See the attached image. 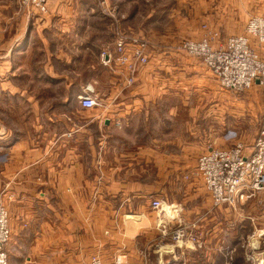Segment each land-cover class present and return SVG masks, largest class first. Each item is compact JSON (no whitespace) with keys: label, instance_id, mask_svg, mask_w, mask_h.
Returning <instances> with one entry per match:
<instances>
[{"label":"crops","instance_id":"0c3cea01","mask_svg":"<svg viewBox=\"0 0 264 264\" xmlns=\"http://www.w3.org/2000/svg\"><path fill=\"white\" fill-rule=\"evenodd\" d=\"M106 1L126 33L148 42L149 61L127 88L119 75L99 70L100 51L114 55L115 46L114 20L98 0H49L48 15L0 11V201L11 228L8 264H87L90 254L103 255V221L112 228L104 232L110 242L141 234L151 250L161 241L146 215L150 198L161 197L152 193L177 184L208 146L223 143L216 125L221 87L197 58L171 49L180 38H200L203 22L220 41L242 33L249 0ZM179 63L190 77L174 71ZM88 84H110L97 90L102 106L79 105ZM188 90L206 93L174 103ZM181 109L184 129L177 133ZM182 192L187 199L171 204L186 215L200 217L212 205L199 177H190ZM135 209L145 228L134 230L128 214L123 224L106 217Z\"/></svg>","mask_w":264,"mask_h":264},{"label":"built area","instance_id":"2783aa9c","mask_svg":"<svg viewBox=\"0 0 264 264\" xmlns=\"http://www.w3.org/2000/svg\"><path fill=\"white\" fill-rule=\"evenodd\" d=\"M48 1L20 0L19 6L30 17L35 13L46 14ZM98 1L104 12L114 20L115 46L114 55L107 49L101 50L100 61L103 66L121 77L125 87H129L135 82L137 67L146 65L149 61L146 54L148 42L126 33L116 23V13L113 9H109L107 1ZM206 26L203 25L204 32L200 38L181 39L175 49L197 58L208 71L212 72L218 85L225 90L244 92L254 83L264 86V50L260 49L264 46V15L249 16L242 33L226 35L223 41H220L217 30L208 29ZM85 91L79 96L81 107L94 108L103 105L102 99L94 94L89 84L85 86ZM257 134L250 149L244 147L241 142H234L229 147H209L198 156L193 174L201 179L214 207L247 201L257 192L264 190V122ZM150 205L159 218V213L163 212L164 202L152 198ZM8 219L7 207L0 201V264H8L5 249L11 239ZM157 228L162 236H166L169 231L172 253L174 247L187 248L186 243L193 242V236L187 231L188 226L185 224H166L159 220ZM124 263L120 254L104 261L99 256L93 255L87 264ZM139 264H151V262L147 255H143V260ZM155 264H166L161 254ZM180 264L190 263L181 260Z\"/></svg>","mask_w":264,"mask_h":264},{"label":"rangeland","instance_id":"374dc122","mask_svg":"<svg viewBox=\"0 0 264 264\" xmlns=\"http://www.w3.org/2000/svg\"><path fill=\"white\" fill-rule=\"evenodd\" d=\"M19 2L20 0H0V8H3L0 9V11L9 17H16L17 15L20 17L23 15V13L20 12L22 10L19 6ZM248 5L249 9L247 18L248 15H264V0H249ZM45 15H48V13ZM204 24L208 23L203 22L201 27H203ZM235 29L236 27H234L233 31H236ZM179 41H181V38L178 40V42ZM175 46L171 49L172 54H184L179 50L177 51ZM98 53L94 54L98 56ZM175 65V72H177L178 69V72L184 75L185 78L190 77V75L181 69L180 63ZM95 66L96 70H98L97 64ZM62 67L64 66L61 65V68ZM100 68L101 69L99 70L106 71L105 73L109 75L115 74L109 68L103 67V65H100ZM160 71H162V69ZM179 80H182L180 75ZM210 80L212 81V78H210ZM89 85L91 86L94 94H97L98 88L104 90V88L109 87L110 84ZM85 86L83 85L80 95L86 92ZM206 87L207 88L205 89L207 92L212 91L213 87L211 85H206ZM203 93L206 92L201 90L200 93H197L195 96H193L191 95V90H188V92L180 94L177 97V100H174V103L187 99L196 100V98L200 97ZM220 93H216V97L218 96L221 99V103L223 105L222 124L220 123V119L217 118L216 125L218 128L222 126V135L225 137L222 138V135H220V132H218V136L222 138L221 142L223 143H221V145L214 143V145L208 147H229L234 142H241L244 147L250 149L251 144L258 135L257 133L264 122V86L253 84L249 89L244 90V92H234L232 90H225L221 88ZM209 94H212V92ZM97 97L100 98L102 96L99 94ZM207 98L204 97L203 100H207ZM212 98L213 96L209 97L208 100L212 102ZM206 110L207 109H205V111ZM184 111L185 110L181 109L179 112H176V115H179L178 118L176 117L177 133H180L184 129L182 124ZM214 125L215 119H213L212 126ZM153 171L154 169H152L153 175H148V181L154 178ZM193 172L194 171L191 173L186 172L179 174L177 184L175 182V184L170 186L167 191L163 193H152L154 195H160L161 197L159 198L164 202V205L172 207V213L166 215L164 209H162L163 212L159 213V218H157V213L151 207L150 203L147 205L148 208L146 211V215L149 218H154V226L156 227L158 234H160L158 230L159 228H157V222L159 220L166 224L182 223L183 225H187V231L193 236V242L186 243L185 247L187 248H184L183 246L181 248L174 247V253H172L171 250H169L170 244L172 242L169 231L167 232L168 234L166 236H162V234H160L161 241H154L150 244L151 250L146 249L148 246H146V238L142 237L141 234L138 235V233H136V235L140 237L136 236L133 241L132 239L124 240L121 236L119 241L116 240L115 242H110V238L105 235V233L108 232L105 231H110L112 228L104 227L103 221V255L96 252L90 254L89 257L97 255L104 261L110 260L115 256L114 254H121L125 262L124 264H136V256H142V259L140 258L141 260L137 263L139 264L143 260V255H147V258L151 264H155L156 260L159 258V254H161L162 260L166 264H180L181 260H186L190 264H264V190L257 192L253 197L248 198L247 201L237 202L232 205L223 204L214 207L211 200V207L208 209L206 208L205 213L200 217L197 216V214L186 215L184 214V209L171 203L174 201H183L184 198L187 199V195L182 192V188L185 182H189L190 177H196ZM150 199L148 198L147 200ZM188 202L189 201L186 200V205L183 206L188 207ZM126 214L129 215L127 216L128 221L133 219L134 230L136 227L145 228V224L141 223V220L145 219L144 214H139L136 209L133 210L132 214H129L126 211H120L119 213L108 216V213L106 212V217L112 220L116 219L117 224H123L125 219H127L125 216ZM102 216H104V213ZM120 231L121 233H124L123 225L118 227V232ZM112 249L114 253H112ZM156 250H159L161 253L159 252L158 255L156 254L157 256L155 255L151 257L150 254L152 252L156 253ZM168 250L169 252H166ZM133 252H135V254H133ZM79 263L81 264V262Z\"/></svg>","mask_w":264,"mask_h":264},{"label":"bare ground","instance_id":"6f19581e","mask_svg":"<svg viewBox=\"0 0 264 264\" xmlns=\"http://www.w3.org/2000/svg\"><path fill=\"white\" fill-rule=\"evenodd\" d=\"M171 206H163V209H164V211H165V214L166 215H169L170 213H172V210H171ZM164 247H167V246H164ZM169 249H171V248H169Z\"/></svg>","mask_w":264,"mask_h":264}]
</instances>
